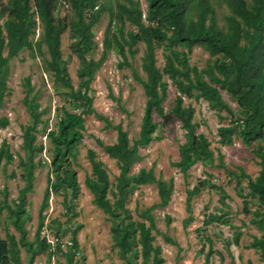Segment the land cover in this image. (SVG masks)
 <instances>
[{
	"label": "trees",
	"instance_id": "1",
	"mask_svg": "<svg viewBox=\"0 0 264 264\" xmlns=\"http://www.w3.org/2000/svg\"><path fill=\"white\" fill-rule=\"evenodd\" d=\"M63 1L71 12L68 21L55 16L58 4ZM222 1L230 12L225 16V28L218 25L211 0H146L145 14L138 0H116L115 10L107 7L102 0H0V106L7 88L9 60L25 48L33 54L35 51L40 53L41 44H44L49 55L46 59L47 70L57 83L56 89L59 86L66 88V96L72 104L82 107L79 112L60 109L54 126L46 131L48 120H41L42 112L38 110L36 95L29 96L32 87L29 78L25 79L24 104L31 123L23 126L21 148L24 156L18 159L25 184L16 199L11 203L4 200L0 206V211L2 208L7 210V217L18 231L19 238L16 240L15 235L9 233H6V238H0V264H21L19 246L24 247L29 255L27 264H33L34 256L41 250H50L49 254L52 253L51 244L40 236L45 217L43 211L48 204L50 190L55 193L60 189L69 190L71 198L77 195L79 184L70 160L83 137L84 115L94 112L92 97L88 92L90 82L109 50L121 56L119 65L129 66L125 49L133 56L137 51L136 45L140 42L145 44L141 57L145 78L136 75V79L143 87L146 101L139 131L130 143L126 130L120 124L113 125L107 118L96 113L98 117L104 118L107 128L116 130V140L113 143L97 142L109 157L116 160L119 173L112 184L103 162L96 159L94 150L88 149L91 172L85 177L84 184L92 194L93 204L113 220V242L125 264H163L161 247L154 244L153 231H156V226L151 210L168 203L173 190V178H157L152 168H140L136 173H130L133 164L141 159L139 148L155 137L153 134L158 122L154 120V114L164 122L176 119L184 130V140L178 149L179 158L172 163L183 174L196 162L206 164L213 159V150L204 134L197 132L193 120L194 107L191 104L184 105V98H202L210 107L230 112V106L221 94V90L225 91L240 108V114L234 118L233 125L218 128L219 142L230 143L236 132L247 144L252 140H264V0ZM106 9H109V19L103 33L102 51L97 59L87 58L86 54L96 46L93 26ZM38 22L42 31L39 40L34 41ZM126 24L133 28L125 29ZM67 26L70 28V47L80 61L77 68L79 84L76 89L71 84L60 50V35ZM160 45L167 49L162 68L156 65L155 57V48ZM194 45L203 47L212 56L201 69L189 63L188 52ZM169 82L174 85L177 94L167 112L163 102ZM39 122H42L41 129L46 131L50 144L49 166L52 178L48 177L39 208L35 238L30 241L24 227L27 219L25 205L26 193L32 190L33 170L42 164L41 160L35 161V157L44 148L42 143L35 142ZM7 124V117L0 116V127ZM255 155L259 158L260 169L254 178L245 176L248 194L257 199L264 212V148L257 150ZM2 159H5L4 164L13 160V154L5 142L0 144V162ZM11 175L14 176V172ZM242 175L244 176L243 173ZM205 183L202 181L187 190L188 210L191 197ZM145 184L156 186L159 201L140 212L139 216L143 220H137L126 207V199L137 186ZM109 194L113 197L112 201ZM66 207L69 211L70 204L67 203ZM245 209L247 211V206ZM169 219L167 216V220ZM191 219L188 216L184 223ZM221 219L219 215L210 214L205 223ZM250 223L257 226L261 234L259 237L254 236L247 247L259 250L261 259L264 260V214L251 218ZM80 227L78 225L77 228ZM76 229L72 232V244L65 251L70 262L74 254H79L75 240ZM239 235L240 232L234 233L235 243ZM163 237L167 242L175 244L170 237ZM206 238L211 241L209 237ZM212 251L210 244L205 254L206 262ZM220 257L223 258L221 253ZM246 264L251 263L247 261Z\"/></svg>",
	"mask_w": 264,
	"mask_h": 264
},
{
	"label": "rangeland",
	"instance_id": "2",
	"mask_svg": "<svg viewBox=\"0 0 264 264\" xmlns=\"http://www.w3.org/2000/svg\"><path fill=\"white\" fill-rule=\"evenodd\" d=\"M107 7L116 9V0H102ZM140 8L145 14L146 0H138ZM216 11L217 23L226 27L225 16L229 9L222 0H211ZM64 2V1H63ZM58 4L55 16L58 18H71L69 6ZM66 3V2H65ZM67 4V3H66ZM144 17V15H143ZM109 19V9L103 11L98 22L93 26L95 48L86 54L87 58L97 59L102 51L103 33ZM133 28L126 24L125 29ZM41 25L38 22L34 41L39 40ZM70 28L67 26L60 35V50L66 62L71 84L74 89L78 87L77 68L80 64L78 57L70 47ZM137 51L131 56L125 49L130 65H119L121 56L109 50L106 59L95 73L89 85V95L92 97L94 112L84 115V129L81 142L76 146L74 156L71 157L70 166L75 170L78 192L71 198L69 190L60 189L55 193L50 190L48 204L43 214L45 215L40 236L47 242L53 240L50 250H41L34 256L33 264H125L114 245L111 228L113 220L92 202V194L85 186L84 180L90 175L91 166L87 157V150L95 151L96 159L103 162L113 184L119 173V168L114 158L109 157L98 144H111L116 140V130L106 127L104 118L113 124H120L126 130L131 143L136 138L140 128L146 96L141 83L136 75L145 78L141 68V57L145 44L136 45ZM41 52L34 54L29 49L21 50L16 57L9 60L7 88L0 106V116H6L8 124L0 127V144L5 142L13 154V160L4 164L0 162V206L6 200L11 203L16 199L19 190L25 184L21 177V168L18 159L24 156L21 148L23 126L31 123L29 113L24 104L25 79L28 77L32 91L29 96L36 95L38 110L42 113V121L48 120L46 131L54 126L56 115L62 108L79 112L82 107H75L66 96V88L57 87L53 76L47 70L46 59L49 58L46 47L41 44ZM167 49L164 45L155 48L156 65H164V54ZM190 65L203 68L212 56L203 47L194 45L188 52ZM177 92L174 85L169 82L167 96L163 102L165 111H169ZM223 99L229 104L230 112L209 106L202 98H184V105L194 107L193 120L197 132L203 133L210 148L213 150L212 161L204 164L196 162L183 174L172 163L179 158V145L184 140V130L180 122L172 118L164 122L161 117L154 114L158 127L154 132V139L147 145L139 148L141 159L135 162L130 173H136L140 168H152L157 178L168 180L173 178V190L165 206L152 208L156 231L154 244L161 247L163 264H264L259 250L247 247L254 236L259 237L261 231L250 223V219L261 217L264 212L257 199L248 194L247 177L254 178L260 169L259 158L255 155L257 150L264 148V140H252L249 144L236 132L232 135L231 142L221 144L217 130L220 126H231L234 118L239 116L240 108L234 103L225 91L221 90ZM42 122L37 124L35 142L42 143L44 148L38 153L35 161H42L33 170L32 190L26 193L27 219L24 227L27 230V239L33 241L38 227L39 208L43 199L48 177L52 178V169L49 166L51 151L46 131L41 129ZM242 169V172L240 169ZM14 172V176H12ZM244 174V176L242 175ZM247 177H246V176ZM205 181L204 187L194 194L189 201L187 209V190ZM214 186V187H212ZM110 200H113L109 194ZM159 201L157 188L154 184L137 186L127 197L126 207L134 219L143 220L139 214L147 207ZM246 201V203H245ZM70 204L67 211L66 204ZM247 206V211H245ZM210 214L219 215L221 220L205 223ZM169 216V220H167ZM191 216V220H184ZM81 225L80 228H77ZM77 228V229H76ZM76 229L79 254H74L70 262L65 255L67 247L60 244L71 241L72 232ZM240 232L237 243L233 235ZM6 233L14 234L18 240L19 233L7 217V210L0 211V238H6ZM164 235L175 241L171 244L164 239ZM206 237H209V241ZM58 238V239H56ZM213 249L208 261L205 254L209 245ZM58 246L60 249H58ZM220 253L223 258L220 257ZM21 264H27L28 253L19 246Z\"/></svg>",
	"mask_w": 264,
	"mask_h": 264
},
{
	"label": "built area",
	"instance_id": "3",
	"mask_svg": "<svg viewBox=\"0 0 264 264\" xmlns=\"http://www.w3.org/2000/svg\"><path fill=\"white\" fill-rule=\"evenodd\" d=\"M64 3V5L67 7V4L65 3V2H63ZM57 239V238H56ZM48 242L49 243H53L54 241L51 239V240H49L48 239ZM72 244V242L71 241H65V242H62L61 244H60V246L61 247H67V246H69V245H71Z\"/></svg>",
	"mask_w": 264,
	"mask_h": 264
}]
</instances>
